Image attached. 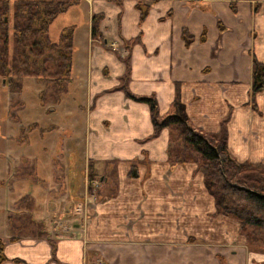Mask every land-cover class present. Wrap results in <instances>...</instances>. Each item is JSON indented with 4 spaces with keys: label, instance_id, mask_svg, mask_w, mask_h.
<instances>
[{
    "label": "crops",
    "instance_id": "1",
    "mask_svg": "<svg viewBox=\"0 0 264 264\" xmlns=\"http://www.w3.org/2000/svg\"><path fill=\"white\" fill-rule=\"evenodd\" d=\"M137 1L79 0L52 21L53 41L74 26L68 103L55 107L83 132L64 152L75 162L67 168L76 170L79 152L84 173L90 163L103 170L98 199L81 206L82 220L67 234L15 233L9 215L21 193L4 184L9 172L1 168L0 264H264V249L248 246L239 222L215 214L197 164L171 161L170 128L149 137L148 103L120 87L153 96L160 116L178 97L193 128L214 133L224 125L236 160L264 162V89L255 95L258 111L248 104L252 58L264 61V0H140L148 6L141 21ZM95 13L102 14L101 37L91 35ZM0 111L9 121L7 104ZM0 143L7 161L19 158ZM0 163L8 166L1 156ZM132 166L136 176L128 175Z\"/></svg>",
    "mask_w": 264,
    "mask_h": 264
},
{
    "label": "trees",
    "instance_id": "2",
    "mask_svg": "<svg viewBox=\"0 0 264 264\" xmlns=\"http://www.w3.org/2000/svg\"><path fill=\"white\" fill-rule=\"evenodd\" d=\"M78 1L0 0V76L8 90L20 91V79L23 76H33L51 91L56 102L59 101L58 92L66 90L71 81L74 26L63 27L56 41L50 39L48 31L52 21ZM136 5L141 21L148 12V6L143 5L140 0ZM231 8L234 9L233 2ZM101 18V13L92 15L93 37H101ZM182 37L185 43L191 40L186 29L182 30ZM252 66V87L248 104L252 110L258 111L255 95L264 89V61L253 56ZM122 77L125 78L126 75ZM120 87L124 88L127 96L148 103L153 124V132L149 137L156 136L163 127L170 128L171 143L168 151L171 161L184 163L190 160V155L192 160H199L204 185L214 199L215 214L236 219L239 230L243 231L251 244L264 237L258 234V230H252H264V163L237 161L232 157L227 149L224 125L214 133L193 128L188 121L184 104L178 97L172 103V110L160 116L153 96H136L124 85ZM15 106L16 104L11 105L13 109ZM9 113L12 118L16 117L13 110H9ZM92 167L90 163L87 171L90 192L97 187L92 184L96 178ZM128 175L136 176L134 166ZM31 202L30 195H23L15 204L21 206L26 203L30 206ZM32 224L34 229L43 226L40 221H33ZM42 233V230L38 231L35 236H42ZM13 239L14 236L10 237V240ZM3 246L4 241L0 239V263L6 259Z\"/></svg>",
    "mask_w": 264,
    "mask_h": 264
},
{
    "label": "rangeland",
    "instance_id": "3",
    "mask_svg": "<svg viewBox=\"0 0 264 264\" xmlns=\"http://www.w3.org/2000/svg\"><path fill=\"white\" fill-rule=\"evenodd\" d=\"M141 3L143 4V1ZM61 30L62 28L60 32ZM51 33H53V29ZM2 82L3 78L0 76V83ZM20 83V91L12 92L6 89L0 93V107H5L7 104V109L13 110L14 116H16L11 117L7 122H2L6 117L0 111V141L8 142L14 149L13 154H19V158L14 162L12 159L7 161L8 152L3 151L4 145L0 143V156L4 158V163L8 164L4 167L0 165V170L1 168L8 170L9 174L18 171L17 176L13 173L10 178H8L9 174H6L4 184L10 191L20 192L19 197L30 195L32 202L30 206L26 203L21 206L12 205L10 210L11 226L15 233L21 231V233L37 235L36 233L42 230V236L53 232L67 234L72 231L73 222L80 223L82 220L78 215L81 206L98 199L95 189L92 192L88 189L90 179L88 170L84 173L81 154L78 152L79 163L75 165L74 172L68 171L67 168L68 166L73 167L74 160L72 157L65 158L64 156V152L68 150L67 147L71 145V138L83 136V132L78 126L67 125L69 114H62L63 112L58 111L59 108H55L58 103L62 102L64 105L68 103L67 98L64 97L70 85L68 84L66 90L58 92L60 99L56 102L51 91L33 76H23ZM12 104H16L14 109L11 107ZM173 134L176 132L173 131ZM27 154L30 155L29 159L24 158ZM230 155L233 157L231 153ZM189 157L190 160L184 163L194 162L199 168V160L197 159L196 162V160H192L191 155ZM195 157L197 156L195 155ZM257 162L254 161V163ZM67 163L68 165H66ZM99 165L101 163L97 164V168ZM102 172L103 170L95 172L96 178L92 181L94 186L99 185L98 179ZM36 190L37 200L34 199ZM15 192L14 194H16ZM81 196H83V201L80 199ZM41 198H44L45 202H42ZM74 206H77V209ZM30 216L33 221L42 222L43 226L34 229L33 221L31 222L32 219H29ZM252 230L255 232L258 230L260 236L264 235L263 229ZM239 233L245 237L243 231L239 230ZM247 243L250 248L264 249V237L259 238V241L253 244L248 241Z\"/></svg>",
    "mask_w": 264,
    "mask_h": 264
},
{
    "label": "built area",
    "instance_id": "4",
    "mask_svg": "<svg viewBox=\"0 0 264 264\" xmlns=\"http://www.w3.org/2000/svg\"><path fill=\"white\" fill-rule=\"evenodd\" d=\"M96 264H103V263L100 261V262H97Z\"/></svg>",
    "mask_w": 264,
    "mask_h": 264
},
{
    "label": "water",
    "instance_id": "5",
    "mask_svg": "<svg viewBox=\"0 0 264 264\" xmlns=\"http://www.w3.org/2000/svg\"><path fill=\"white\" fill-rule=\"evenodd\" d=\"M3 82H4V79H3Z\"/></svg>",
    "mask_w": 264,
    "mask_h": 264
}]
</instances>
